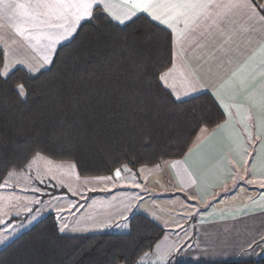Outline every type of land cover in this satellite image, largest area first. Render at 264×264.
Returning <instances> with one entry per match:
<instances>
[{"label":"trees","instance_id":"1","mask_svg":"<svg viewBox=\"0 0 264 264\" xmlns=\"http://www.w3.org/2000/svg\"><path fill=\"white\" fill-rule=\"evenodd\" d=\"M172 56L168 31L143 16L119 26L100 8L44 70L4 75L0 49V187L37 156L71 163L78 180L182 159L225 116L208 93L177 100L165 89ZM165 233L138 213L125 233L66 234L48 213L0 250V264H136ZM179 264H264V256Z\"/></svg>","mask_w":264,"mask_h":264},{"label":"crops","instance_id":"2","mask_svg":"<svg viewBox=\"0 0 264 264\" xmlns=\"http://www.w3.org/2000/svg\"><path fill=\"white\" fill-rule=\"evenodd\" d=\"M64 2L73 4L77 0ZM156 2L161 5L157 12L161 15L168 3L177 0ZM244 2L211 0L214 7H210L206 19L201 15L198 25L184 17L173 19L163 15L162 19L167 22L162 23L146 12L135 10L129 17L125 0H96L92 12L100 8L119 26L143 16L171 34L172 63L161 75L163 86L177 100L208 93L221 108L225 119L214 129H201L182 159L155 167L158 173L168 174L164 175L169 179L168 183L175 186L173 195L176 193L184 202L194 200L201 207L207 202L218 201L216 198L233 197L242 190L245 200L232 207H243L245 215L241 218L248 223H244L243 232L250 236L252 232H258L254 240L259 241L264 238V0L260 6L253 0H246L247 7H244ZM55 3L56 0H0L4 75L15 68L31 73L48 68L58 47L70 41L80 25L90 18L76 21L74 9L60 11L45 6ZM16 4L25 7H8ZM25 11L26 16L22 15ZM225 24L227 28L221 35L218 27L224 28ZM18 27L26 29L23 34L26 41L19 37L22 34L17 31ZM41 33L44 35H39ZM34 35L39 39H31ZM21 53L26 55L28 63L20 61ZM14 54L16 58H13ZM154 173L150 174L144 168L141 184L149 185ZM121 175L119 179H123V183L133 182L129 171H121ZM150 209L147 206L141 214L150 219L153 218L149 215L154 214L160 219ZM133 213L134 210L124 212L119 220L110 222L127 232L128 219Z\"/></svg>","mask_w":264,"mask_h":264},{"label":"rangeland","instance_id":"3","mask_svg":"<svg viewBox=\"0 0 264 264\" xmlns=\"http://www.w3.org/2000/svg\"><path fill=\"white\" fill-rule=\"evenodd\" d=\"M19 37L26 41L24 35ZM19 56L20 61L28 63L24 53ZM144 168L150 174L155 172L149 185L141 184ZM157 169L123 167L117 170L119 176L116 171L107 179L78 180L71 163L37 156L22 172L11 173L0 187V250L48 213L55 214L62 233H124L121 226L110 221L116 222L127 211L143 213L150 206L160 219L154 214L149 216L166 233L154 250L136 264L199 263L264 256L260 240H254L258 232H252L251 236L243 232L247 223L241 218L245 215L243 207H232L245 200L242 190L233 197L216 198L219 200L201 207L194 200L184 202L176 193L173 195L175 186L168 183L165 176L168 174L158 173ZM121 171H129L133 182L123 183L119 179ZM176 202L181 205L174 206Z\"/></svg>","mask_w":264,"mask_h":264},{"label":"snow or ice","instance_id":"4","mask_svg":"<svg viewBox=\"0 0 264 264\" xmlns=\"http://www.w3.org/2000/svg\"><path fill=\"white\" fill-rule=\"evenodd\" d=\"M96 0H77L76 3L67 4L64 0H56V3L53 5H45L47 7H53L59 9L60 11L64 10H75V20L80 21L85 18L91 17L93 4ZM129 8V17L131 14H134L132 10L146 12L153 17V19H158L162 23L167 22L165 19H162L163 16H170L173 19L184 17L187 20L191 21L194 25H198L200 22L201 15L203 18H207L209 14L210 7H214L211 5V0H177L174 3H168L165 6V10L161 15H158L157 12L160 10L161 5L157 4L156 0H125ZM244 7H247V2L243 3ZM9 8L15 9H23L25 6L23 4L16 5H8ZM22 15H28L27 11L23 12ZM119 19V17H115ZM123 23V20H120ZM227 28V24H225L224 28H219L218 31L221 35L224 34V30ZM195 30L194 28L192 29ZM17 31L22 35L26 31V29L18 27ZM68 29H65L67 32ZM203 35V33H201ZM39 35H44L43 33ZM31 39H39V36H32ZM55 42V41H53ZM228 41L225 40V43ZM45 61L47 60V56L44 57ZM163 79V77H161ZM116 175L119 176L120 172L117 171ZM2 242V241H0Z\"/></svg>","mask_w":264,"mask_h":264},{"label":"water","instance_id":"5","mask_svg":"<svg viewBox=\"0 0 264 264\" xmlns=\"http://www.w3.org/2000/svg\"><path fill=\"white\" fill-rule=\"evenodd\" d=\"M259 242L262 244V250L261 251H264V238H262Z\"/></svg>","mask_w":264,"mask_h":264}]
</instances>
